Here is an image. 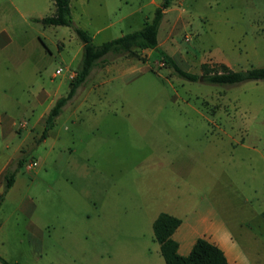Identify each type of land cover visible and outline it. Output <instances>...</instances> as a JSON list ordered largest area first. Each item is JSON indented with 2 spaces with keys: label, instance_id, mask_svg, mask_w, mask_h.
I'll return each mask as SVG.
<instances>
[{
  "label": "rangeland",
  "instance_id": "1",
  "mask_svg": "<svg viewBox=\"0 0 264 264\" xmlns=\"http://www.w3.org/2000/svg\"><path fill=\"white\" fill-rule=\"evenodd\" d=\"M160 3L70 0V16L100 45ZM53 13L52 0H0V193L22 160L0 202V258L164 264L151 225L167 213L187 236L206 218L239 264H264V81L188 82L154 51L109 55L37 143L82 54L72 28L41 23ZM157 39L192 74L264 67V0H176Z\"/></svg>",
  "mask_w": 264,
  "mask_h": 264
},
{
  "label": "trees",
  "instance_id": "2",
  "mask_svg": "<svg viewBox=\"0 0 264 264\" xmlns=\"http://www.w3.org/2000/svg\"><path fill=\"white\" fill-rule=\"evenodd\" d=\"M54 13L41 19L44 26H65L72 28L75 35L82 43L80 64L69 82V90L64 97L56 100L49 109L45 119L43 130L37 143L48 136L49 130L54 125L55 119L60 115L63 107L72 100L77 89L88 79L95 67L106 62L109 55L134 56L136 50L154 51L163 65L172 70L180 79L188 82L202 80L206 84L216 86H234L249 81H264V67L250 68L234 71L224 64L209 66L201 65V75L192 74L183 70L172 57L168 56L158 47V29L164 12L169 9L176 0H161L154 9L152 18L144 22L141 29L124 34L116 39L106 41L100 45H94L91 36L84 30L74 26L70 16V0H52ZM38 21V20H37ZM17 169L22 160H17ZM17 169L8 170L3 176V191L0 193V202L4 195L12 187ZM261 216L264 218V211ZM180 220L176 217L161 213L152 223V232L155 241L159 245L160 254L165 264H228L224 253L212 243L204 239H197L187 256L177 253V243L172 240L173 232L179 227ZM1 264H9L0 258Z\"/></svg>",
  "mask_w": 264,
  "mask_h": 264
},
{
  "label": "crops",
  "instance_id": "3",
  "mask_svg": "<svg viewBox=\"0 0 264 264\" xmlns=\"http://www.w3.org/2000/svg\"><path fill=\"white\" fill-rule=\"evenodd\" d=\"M71 78H72V76H70V79ZM168 215H170V214H168ZM201 224H204V225L208 224L209 225V227L206 226L205 231H203V234H205V235L199 236L196 234V231H194L195 234H191L189 236H187L186 234L180 235L181 234L180 231L183 227V223L180 220L179 227L173 232V234L171 236L172 240L177 243V253L180 256H187L189 254V252L191 251L195 241L197 239H204V240L208 241L209 243H212L213 245L217 246L224 253L228 264H236V262H235L236 260L238 261L237 264L241 263L235 255V254H238L236 252V246L233 244V242H232V240L229 237L227 232H223L222 229H220L221 231L217 230L214 227V225H211L209 223V221H207L206 218L202 219ZM151 228H152V225H151ZM158 247H159V245H158ZM159 254H160V250H159ZM160 256H161V254H160ZM161 258H162V256H161ZM162 260H163V258H162ZM163 263H164V261H163Z\"/></svg>",
  "mask_w": 264,
  "mask_h": 264
},
{
  "label": "built area",
  "instance_id": "4",
  "mask_svg": "<svg viewBox=\"0 0 264 264\" xmlns=\"http://www.w3.org/2000/svg\"><path fill=\"white\" fill-rule=\"evenodd\" d=\"M60 71H61L60 69H59V70H56V71H55V73H56V74H59V73H60Z\"/></svg>",
  "mask_w": 264,
  "mask_h": 264
}]
</instances>
